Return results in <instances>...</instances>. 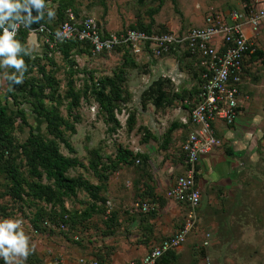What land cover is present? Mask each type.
Returning <instances> with one entry per match:
<instances>
[{"label":"rangeland","instance_id":"374dc122","mask_svg":"<svg viewBox=\"0 0 264 264\" xmlns=\"http://www.w3.org/2000/svg\"><path fill=\"white\" fill-rule=\"evenodd\" d=\"M239 4V0H162L157 12L151 15L153 22L150 24L149 13L158 6V0H47L46 5L54 11L55 17L49 19L45 11L43 21L49 28H56L63 17V9L70 7L78 15L93 16L104 31L124 27L142 28L147 24L153 29L177 31L201 24L202 18L210 10L235 8ZM32 37L35 42L29 41L26 48H30L31 54L37 55L41 63L47 64L51 82H47L34 68L24 75L27 85L22 90L21 84H6L2 75L5 70L0 69V99H4L6 87L16 92L28 124L24 125L16 117L12 125L6 128L11 145L24 141L28 126L42 137L50 138L44 121L35 115L32 105L52 108L72 126V129L59 126L72 151H68L56 139L59 151L66 156H75L78 162L67 170V175L85 180L94 189L92 196L87 189L77 188L73 195L60 197L69 214L66 230L41 228L32 234L27 219L38 206L54 214V219L58 218L60 209L57 204L26 199L20 203L11 199L8 193L9 177L3 168L5 161L15 164L23 180L48 181L27 173L18 150L1 153L0 139V219H23V230L30 237L33 248L24 264H63L61 252H69L71 248L78 253L72 257L75 263L78 256L85 255L104 264H124L137 260L150 243L147 244V237L141 239L139 235L137 238L139 243L142 241L141 247L131 240V217L127 214V204L143 187V169L150 176L155 172L154 167L161 165L171 155L173 169L169 177L172 179L182 173V170L176 171L179 143L190 127L179 120L180 116L187 119L181 98L195 82L187 57L172 53L145 59L115 51L91 55L87 47L75 45L69 48L64 57L60 51L50 50L41 44L38 36ZM254 42L259 53L249 60L243 79L245 108L219 145L223 150L229 147L231 151L227 155L235 160L231 185H222L224 190H219L215 196H210L212 194L209 192L208 196L202 195L200 189L196 228L176 249L170 264H264V25L255 35ZM173 54L180 56L178 61L182 74H165V71L157 69L160 61H166V66H169L174 60ZM69 69L72 70L71 74ZM9 70L15 72V69H7V72ZM88 76H92L94 82L106 78L116 88L118 96L111 94V115L93 100ZM68 77L72 79L71 90L78 96V103L72 108H68ZM154 80L159 81V91L164 94L157 105L153 103L157 86L151 85L152 91H147ZM28 87L31 91H28ZM107 91L108 85L104 89V92ZM170 125L173 127L167 131ZM165 136L170 144L163 147ZM167 146L170 147L169 152L165 151ZM118 148L132 153H139L141 149L143 153L140 154H147L151 161H142L138 157V163L132 160L117 164L114 155ZM234 148L238 151H234ZM158 154H162L161 162H158ZM111 161L116 163L113 170L106 167ZM90 163L95 164V170L90 169ZM194 179L196 182L197 174ZM158 199L160 202L164 200L161 197ZM173 206L176 212L172 213V217L182 220V205L174 202ZM150 215L155 216L157 221L161 220V213ZM204 232L209 234L208 243L200 245ZM111 236H123L124 244L132 246L117 243ZM159 240L158 236L154 243ZM114 250L119 253L115 254ZM112 251L114 254L110 256ZM112 259L114 263H111ZM0 264H5L2 258Z\"/></svg>","mask_w":264,"mask_h":264},{"label":"built area","instance_id":"2783aa9c","mask_svg":"<svg viewBox=\"0 0 264 264\" xmlns=\"http://www.w3.org/2000/svg\"><path fill=\"white\" fill-rule=\"evenodd\" d=\"M239 2L235 8L210 10L201 24L177 31L151 29L146 32L130 27L104 31L93 16L78 15L69 7L65 8L63 20L54 29L44 23L19 26L18 32L38 36L41 44L50 50L72 39L86 43L91 55L126 51L134 58L148 59L173 50L178 54L186 53L192 59L190 65L198 70L200 82L196 92L182 100L188 106L187 119L183 123L190 125L179 145L183 171L173 178L162 194L163 198L182 205V220L172 233L150 245L139 259L124 264H155L166 251H176L196 228L200 202L194 179L197 164L202 156L221 144L222 140L216 134L217 126L230 127L245 108L243 79L249 56L256 49L254 37L264 25V0ZM57 31L65 34L63 38L57 37ZM128 209L131 213H148L157 209V200L135 198ZM67 220L68 214L63 213L54 221L42 218L39 226L47 230H66ZM27 226L32 234L37 233L38 228ZM208 237L209 234L204 232L200 245H206ZM73 238L77 239L76 236ZM76 264L102 263L91 256H78Z\"/></svg>","mask_w":264,"mask_h":264},{"label":"trees","instance_id":"16d2710c","mask_svg":"<svg viewBox=\"0 0 264 264\" xmlns=\"http://www.w3.org/2000/svg\"><path fill=\"white\" fill-rule=\"evenodd\" d=\"M46 1L47 0H45V3ZM161 3L162 0H158V6L150 11L149 13L150 24L153 22L151 15L157 12L158 7H160ZM65 8L63 9V11L65 10ZM32 14L33 16H36L38 13L35 9H33ZM59 15L61 16V13ZM62 16L63 17L61 20H63L64 18L63 12H62ZM40 23H44L43 18L39 19L38 21H33L29 26H35ZM150 24H147L145 27L142 28H137V27H130V28L143 29L146 32H149L151 29H153L150 28ZM155 30L165 31L167 30V28L155 29ZM26 37H27V33L25 31H19L15 36V39L20 41L21 44H23L26 47ZM74 45L79 48L87 47L89 50V46L86 43L72 39L65 43L57 44L55 46V49H53V51L58 50L65 57L67 56L69 48ZM115 52H121V51H115ZM122 53L127 54L126 51H123ZM172 53H175V51L171 50L169 53H165L162 55L172 54ZM258 53L259 50L255 49L254 53L249 56V60L255 58ZM173 55H175L174 59H176V61L179 62L178 58L180 57L179 55L181 54L179 55L173 54ZM184 55H186L187 57L186 53H184ZM23 59L26 64V70L24 72V75H26L32 69L35 68V71L38 72L41 77H43L47 82L49 83L51 82V77L49 75V71L47 70V64L45 62L41 63L40 58H38L37 55L30 53V55H24ZM187 62H189L190 73L195 75V82H194V86L190 87L187 94L181 98V101L185 98L191 97L193 93L196 92V85L200 82L197 68L190 65L192 64V59L190 57H187ZM71 71L72 70L69 69V74H71ZM8 72L13 73V71L11 70H9ZM88 80L90 81V85H91L90 92L93 97V100L96 102L98 107L102 108L106 113H109V115H111V111H110L111 107L109 106L111 103V94L116 97L118 96L116 88L112 86L111 85L112 82H110V80L106 78L98 79L94 82L92 81V76H88ZM9 82L10 81L6 80V84H9ZM71 83H72V79L68 77L66 81L67 93L70 98L68 108H72L73 106H76L78 103V96L75 92L71 90ZM25 85H27V82L24 80V82L20 85L22 90L24 89ZM106 85H108V91H107L108 93L104 92ZM151 85L157 86L154 90L156 93L153 102L154 104L157 105L158 103H160L164 94L163 92L159 91L160 85L158 80H154L151 82V84H149L147 89L150 90H147L148 92L152 91L150 88ZM242 87L244 88V84ZM27 89L28 91H31L30 87H28ZM145 92L146 91H144V93ZM3 97H4L3 100L0 99V139H1V146L3 148V152L1 153L8 154L9 150H18L19 155L24 160L23 164L26 166L27 173L31 177L34 178L43 177L46 181H48V183H42L39 180H34V179L30 181L23 180L19 177V170L17 169L15 164H13L12 162L5 161L3 164V168L6 174L8 175L10 181V185L8 187L9 196L15 202H20V203H22V201L26 199V201L28 200L31 202L40 201L50 205L57 204L60 209L59 215H57L58 218L63 213L68 214V212L64 209L61 203L60 200L61 196L73 195L77 188L87 189L88 193L92 196L91 191L94 189L85 180L67 175V170L69 168H72L78 162L76 161L75 156L72 157L66 156L59 151L57 140L68 151H72L71 146L68 144L67 140L63 137L59 129V126H63L64 128L67 129H72V126L69 125L66 119H63L52 108H41L33 104L32 111L35 113L36 116L42 118L45 124V130L47 134L50 135L51 137L44 138L41 136L40 133L34 131L31 127L28 126L27 135L24 141L18 145L12 146L11 139L8 137L9 132L6 130V128L12 125L16 117L24 125L27 126L28 124L27 122H25V110L20 107L19 101L17 100L16 92H13L8 87H6V89L3 92ZM184 106L185 108L188 107L185 104ZM171 125L167 128V131H169L173 127ZM163 141H164L163 147H165V145H167L168 143L166 136L163 138ZM138 157H140L142 161L146 160V156L144 154H140L137 152L132 153L130 150H122L120 148H118L116 154L114 155L117 164L126 163L132 160L134 162V160L138 159ZM109 163H110L109 166L106 167H108L110 170H113L116 166V163L114 161H111ZM88 166L90 167V169L95 170L94 163H90ZM18 208L20 209V206H18ZM18 218L23 221L22 218L20 217ZM42 218L55 220L54 214H52L51 212H46L42 208V206H38L34 210V212H32L31 216L27 219V221L31 226L41 229L39 224ZM68 219H69V214H68ZM174 252H175L174 250L166 251L157 259L155 264H170ZM100 262L102 263V261Z\"/></svg>","mask_w":264,"mask_h":264},{"label":"crops","instance_id":"0c3cea01","mask_svg":"<svg viewBox=\"0 0 264 264\" xmlns=\"http://www.w3.org/2000/svg\"><path fill=\"white\" fill-rule=\"evenodd\" d=\"M26 45L29 44V41H33L35 42V38L33 39L32 35H27L26 37ZM169 60V59H168ZM172 60V59H170ZM175 61V62H174ZM174 62V63H173ZM164 65H163V64ZM167 63L165 62H161L160 64L157 63V69L158 70H163L165 72V74H182L181 72V65H179V62L176 61V59H174L173 61H171L169 63V66H166ZM189 63V62H187ZM164 66V67H163ZM179 120L183 123L184 117L180 116ZM188 124V123H186ZM189 125V124H188ZM190 127V125H189ZM217 136L219 138H226L225 134H227V131H229V127H222L220 125L217 126ZM181 142V141H180ZM169 141L167 143V145H169ZM180 144V143H179ZM170 147H166L165 151L169 152ZM234 151H238L236 148L233 149ZM164 151V150H163ZM230 152L231 149L229 147H226L225 150L222 149L221 146H218L216 148H214V150L209 153L206 156H202L199 159V162L197 164V168H196V174H197V181H196V185L199 189V194H200V189L202 190V195L204 194L205 196H208V192L209 194H212L210 196H215L217 195V193H219V190L222 191L224 190L223 186L224 184H228L231 185V181H232V176H233V170H234V158H231L229 155H227V152ZM139 153L142 152L141 149L138 150ZM143 153V152H142ZM146 156V162H150L151 160L148 159L150 156H148L147 154H144ZM237 156V155H236ZM178 168L176 169V171H183V163L181 160V155H180V151L178 154ZM162 154H158V162L162 161ZM171 155H168V159H165L163 161V163L161 165H156L154 167L153 170H155V172H152V174L149 176L147 174V172H145V169L142 170V183H143V187L138 191V195L135 196L132 200H134L135 198H142V199H155L157 200V209L153 210V212H148V213H138V212H134L131 213L129 212V204L130 202H128L127 204V214L128 216L131 217L130 220V226L131 229L130 231V238L131 240H135V242H138V246H142V241L139 243V238H137V236L139 235L140 238H146L147 237V244L148 242L150 243V245L152 243H154L155 238H157L159 236V238L161 239V237L163 238L164 236L169 235L170 233H172L180 224L181 220L178 219H174L172 217V213H175L176 210L174 208V201L172 200H168L162 197V194L164 193L165 189L171 184L173 178L172 179L169 177V173L170 171L173 169L172 166V162L170 161ZM157 162V163H158ZM165 163V164H164ZM199 184V186H198ZM145 190V191H144ZM149 195V196H148ZM158 197H161L162 199H164L162 202H160V200L158 199ZM214 200H217V198H215ZM200 204V202H199ZM183 212V211H182ZM158 214L161 213V220L157 221L156 217H152L150 214ZM138 217H143L141 219H138ZM175 226V227H174ZM141 229V230H140ZM139 233V234H138ZM145 234V235H143ZM115 238V241L117 243H121L122 245H129L132 246L128 243L124 244L123 242V236H111L112 238ZM116 243V244H117ZM150 247V246H148ZM67 249H65L66 251ZM129 250V249H128ZM114 253H119L118 251L114 250ZM113 251L112 253H110L109 255L111 256V254H114ZM61 261L63 264H76L75 262L72 261V257L73 255L77 256V252L76 250H74L73 248L70 249L69 252H61ZM69 254V255H68ZM88 256V255H85ZM103 263V262H102ZM111 263H114V260H111ZM104 264V263H103Z\"/></svg>","mask_w":264,"mask_h":264},{"label":"clouds","instance_id":"9594fccd","mask_svg":"<svg viewBox=\"0 0 264 264\" xmlns=\"http://www.w3.org/2000/svg\"><path fill=\"white\" fill-rule=\"evenodd\" d=\"M35 9L37 15L33 16ZM45 11L49 19L55 17L45 0H0V69H4L3 79L12 84L24 82L26 64L24 55H30L31 49L26 48L15 39L21 24L30 25L33 21L42 19ZM58 38L65 35L57 31ZM15 69L8 73L7 69ZM18 74V75H17ZM22 220L19 218L0 219V258L5 264H24L33 251L30 237L24 232Z\"/></svg>","mask_w":264,"mask_h":264}]
</instances>
